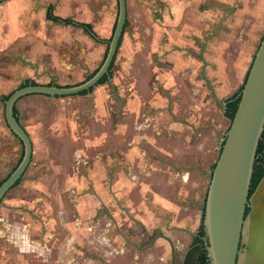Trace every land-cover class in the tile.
Wrapping results in <instances>:
<instances>
[{
    "label": "rangeland",
    "instance_id": "obj_1",
    "mask_svg": "<svg viewBox=\"0 0 264 264\" xmlns=\"http://www.w3.org/2000/svg\"><path fill=\"white\" fill-rule=\"evenodd\" d=\"M225 7L215 0H127L128 26L110 81L89 96L64 97L51 107L35 99L17 106L24 123L27 120L34 153L22 181L0 206V264H157L148 262L144 248L150 241L142 219H153L164 229L163 219L169 217L172 225L189 232L197 229L220 151L214 135L209 176L190 168V173L177 176L169 169L168 176L159 178L160 195L173 203L174 211L166 212L141 183L164 168L160 166L164 158L147 154L157 150L156 137L164 136L169 113L163 107L170 100L174 69L185 59L197 61L204 41L229 15ZM99 8L93 29L99 37L109 38L117 1L102 0ZM108 12L112 16L105 23ZM235 29L236 43L224 47L223 57L215 56L220 62L212 65L224 76L223 84L231 85L229 99L244 85L264 35V15L238 17ZM71 35L67 34L69 39ZM63 41L67 60L74 59L58 84H80L100 67L107 44L80 36ZM77 55L82 56L78 64ZM142 58L148 62L141 64ZM136 69L139 75L134 74ZM148 77L153 79L149 96L141 92ZM225 109L226 105L227 127L219 131L220 138L230 125ZM213 118L217 120L215 114ZM195 163L201 161L192 167Z\"/></svg>",
    "mask_w": 264,
    "mask_h": 264
},
{
    "label": "crops",
    "instance_id": "obj_2",
    "mask_svg": "<svg viewBox=\"0 0 264 264\" xmlns=\"http://www.w3.org/2000/svg\"><path fill=\"white\" fill-rule=\"evenodd\" d=\"M215 1H219L222 5H225V8L229 9V15H227L226 19H221L217 32L212 33L204 41L197 61L191 58L189 60L185 59L182 61V64L174 69L172 76L173 85L168 88L170 90V100L168 98L167 105L163 107L169 113V119L164 125V136L162 138L156 137L154 143L157 145V150L148 152L149 154H147L158 160L165 159V162H162L160 165L164 168L157 169V172H160L159 175L154 174L155 178H152L148 183H141V185L148 187L146 190H151L150 193L154 196L155 201L167 210L166 212L169 210L170 212L174 211V206L169 199L160 195V179L162 180L164 174L167 176L170 174L171 170L169 171V169L175 171V176L187 172L190 173V168H193L194 172L198 171L203 177L204 175L205 177L209 176L207 164L213 159L214 152L212 137L214 135L216 142L221 144L220 140L222 138L219 137L218 133L227 127V122L223 116V107L229 99L227 94H229L232 87L229 84H223L224 76L222 77V73L213 71V63L218 64L220 62L216 60L217 58L215 59V56L223 57V48L236 43L235 25H237L238 17L264 15V0ZM101 3L102 0H9L2 4L0 6V96L10 94L20 86L22 81L32 80L35 83L46 85L52 80L57 84L63 80V77L68 72L70 62L74 59L67 60V56L69 55H64L65 52L62 48L66 43L64 44L63 40L74 41L76 36H80L82 40L85 37L89 42L95 43L82 29L49 20L47 18L49 6L53 8L52 15L60 20L90 24L95 28L97 25L94 23V11L96 10L97 13L101 12L99 8ZM108 13V17L103 16L104 20H106L105 23H109V18L112 16L110 12ZM233 16L236 17V20L232 19ZM99 18L100 20L102 19V17ZM228 26L230 31H227ZM93 30L96 33V29ZM68 33H72V39H69ZM99 38L104 41L110 39V37L102 36ZM106 44L105 42L99 45L103 46ZM106 52L107 45L103 59ZM4 55L6 57H3ZM18 56L27 61V63H31L35 69H30L27 64L17 61L16 57ZM80 56H75L76 64L79 63V59L82 57ZM143 61L146 62L147 59L142 58L140 63H144ZM63 63L68 64V66L63 68ZM134 74L139 75L137 69ZM215 79L218 82H215ZM146 80L147 83H144L141 92L142 95L149 96L153 93V87H151L153 79L148 77ZM60 86L68 87L73 85L64 84ZM34 99L44 100L51 107L56 102L55 100L61 98L32 95L20 99L16 103L20 123L28 134L30 133L26 127V124H28L27 120L24 123L25 117H23L21 110L17 106L21 102L22 105L26 106V102ZM215 111L217 113H214ZM214 114L217 120L213 118ZM140 125L141 127H146L143 123ZM141 138L144 139L146 137L141 136ZM148 142L153 143L151 140H148ZM17 148L18 144L11 137L0 114V163L8 165L13 159L15 152H17ZM15 149L16 151H14ZM197 160L201 161V165L195 163V167H192V163L197 162ZM202 164H205V166L202 167ZM171 176L173 177L174 175ZM174 178H171V180L174 181ZM186 179L183 181L186 182ZM151 188L155 189L154 192ZM143 189L141 188V190ZM146 215L148 216L149 213H146ZM157 220L159 219L157 218ZM163 220L165 225H167V222L173 223V220L170 222L169 217ZM142 223L145 225L146 232L148 233L146 234V240L150 242L154 238L153 233L156 230H163L162 226L158 225L160 223L157 224L153 219H142ZM164 235L176 245L175 263L184 264L185 258L191 252L190 249H187V241L181 237V234L176 232L168 231ZM158 237L154 238L153 243L148 244L149 246L145 249L148 252V262L153 261L157 264H168L170 256L167 253L166 242L164 239Z\"/></svg>",
    "mask_w": 264,
    "mask_h": 264
},
{
    "label": "water",
    "instance_id": "obj_3",
    "mask_svg": "<svg viewBox=\"0 0 264 264\" xmlns=\"http://www.w3.org/2000/svg\"><path fill=\"white\" fill-rule=\"evenodd\" d=\"M3 1L0 0V3ZM116 1L117 18L107 53L91 77L81 84L68 87L58 86L56 82L23 86L4 102L5 123L21 142L23 157L0 185V200L22 179L32 161V142L14 114L16 103L32 95L53 98L78 96L84 92L90 95L104 77L111 80V66L127 22V1ZM263 131L264 35L251 62L233 120L220 140L219 156L210 174L203 216L204 241L210 264H264V176L253 194L248 196ZM247 209L249 212L245 215ZM170 247L172 249L171 243ZM197 256L193 264L197 263Z\"/></svg>",
    "mask_w": 264,
    "mask_h": 264
},
{
    "label": "flooded vegetation",
    "instance_id": "obj_4",
    "mask_svg": "<svg viewBox=\"0 0 264 264\" xmlns=\"http://www.w3.org/2000/svg\"><path fill=\"white\" fill-rule=\"evenodd\" d=\"M7 1H9V0H4L3 2H1L0 3V6L2 5V4H4L5 2H7ZM127 1V0H126ZM47 12H49L51 15H52V12H53V8H52V6H49L48 7V9H47ZM53 16V15H52ZM54 17V16H53ZM117 18V17H116ZM127 20H128V13H127ZM116 22V21H115ZM87 25H89L90 26V28H91V30H92V32L94 33V35L97 37V39H99V40H101L99 37H98V35L94 32V30H93V27L90 25V24H87ZM128 26V21L126 22V27ZM114 28H115V24H114V26L112 27V30H111V36H112V33H113V31H114ZM126 29V28H125ZM125 31V30H124ZM124 34V33H123ZM87 36H89V38L92 40V41H94L95 43H99V44H102V43H100V42H97L94 38H92L90 35H88V34H86ZM111 36H110V39H111ZM122 38H123V36H122ZM122 38H121V41H122ZM110 39L108 40V41H104V40H101V41H103V43H107V49H108V44H109V41H110ZM121 41H120V45H121ZM120 47V46H119ZM107 53V52H106ZM106 56V55H105ZM105 56H104V58H105ZM116 58V57H115ZM16 60L17 61H21V63L22 64H27V66L30 68V69H35V67L31 64V63H27V61H25V60H23L22 58H20L19 56L18 57H16ZM104 60V59H103ZM115 60V59H114ZM98 70V69H97ZM97 70H95L89 77H91ZM46 75H47V73H46ZM48 76H49V74H48ZM50 77V76H49ZM89 77H87V78H89ZM86 78V79H87ZM85 79V80H86ZM84 80V81H85ZM54 83V80H52L50 83H48V84H46V85H51V84H53ZM83 83V82H82ZM35 84H38V83H35L34 81H32V80H26V81H22L21 82V84H20V86L19 87H17L15 90H17V89H19V88H21V87H23V86H27V85H35ZM81 84V83H80ZM39 85H45V84H39ZM56 85H58L57 83H56ZM76 85H78V84H76ZM58 86H60V85H58ZM74 86V85H73ZM63 87H67V86H63ZM15 90H13L10 94H12ZM91 92H92V90H91ZM10 94H8V95H2V96H0V106L2 107V109H3V115H2V117H3V121H4V124H5V126H6V128L9 130V128L7 127V125H6V123H5V120H4V102L7 100V99H5L6 97L8 98L9 97V95ZM79 95H81V94H79ZM83 95H87V94H83ZM14 110L16 111V113H14L15 114V116H16V118H17V120L19 121V123H20V120H19V114H18V111H17V109H16V105H15V107H14ZM20 125H21V123H20ZM22 126V125H21ZM23 129H24V127H23ZM25 130V129H24ZM26 131V130H25ZM9 132H10V134H11V137L15 140V142L18 144V148H17V152H15V155H14V157H13V159L11 160V162H9V164L8 165H5V164H2V163H0L1 165H0V175L2 176V178L0 179V185L9 177V175L16 169V167L19 165V163L21 162V159H22V157H23V146H22V144H21V142L19 141V139L9 130ZM26 133H27V131H26ZM28 134V133H27ZM28 136H29V134H28ZM30 137V136H29ZM31 139V138H30ZM31 142H32V140H31ZM32 147H33V144H32ZM14 151H16V149L14 150ZM34 153V152H33ZM32 158H33V154H32ZM32 162V161H31ZM25 175V174H24ZM24 177V176H23ZM23 177H22V179H23ZM22 179L19 181V182H17L11 189H10V191L11 190H13L14 188H16V187H18V185L20 184V182L22 181ZM9 191V192H10ZM8 192V193H9ZM8 193L0 200V206H2L3 205V199L8 195ZM199 227H200V224H199V226L197 227V229L196 230H194L193 232H189V231H187V230H185V228H182V227H179L178 225H172L171 223H169V222H167V225L166 226H164V229L162 230V231H160V230H156L154 233H153V237L154 238H157L158 236V238H161V239H164V241L166 242V245H167V248H168V254H169V258H170V261L168 262V264H172V261H173V263L174 264H176L175 263V258H176V245L168 238V237H166L165 235H164V233H167L168 231H171V232H176V233H178V234H181V237L182 238H184L185 239V241H187V249H190V255H187V257L185 258V261H184V264H193L194 263V261H195V256H196V254H198V256H199V254H200V252H201V250H202V247H201V245H200V243H195V240H196V238H200V239H203L202 241H204V238H201V237H199ZM160 235H163V237H161ZM184 236V237H183ZM185 236H186V238H185ZM153 238V239H154ZM153 239L151 240V242H149V243H147L146 245H145V248L144 249H146L147 248V246H149L151 243H153ZM155 241V240H154ZM205 242V241H204ZM170 243L172 244V249H171V247H170ZM149 244V245H148ZM177 245H178V243H177ZM204 245H205V243H204ZM198 256H197V259H198ZM197 264V263H196Z\"/></svg>",
    "mask_w": 264,
    "mask_h": 264
},
{
    "label": "trees",
    "instance_id": "obj_5",
    "mask_svg": "<svg viewBox=\"0 0 264 264\" xmlns=\"http://www.w3.org/2000/svg\"><path fill=\"white\" fill-rule=\"evenodd\" d=\"M47 18L51 21L54 22H61L65 25H72L74 27L80 28L82 29L86 34L90 35L92 38H94L97 42L103 43V41L97 39V37L94 35V33L92 32L91 28L89 25L87 24H79V23H75L73 21L70 20H60L59 18L53 17L49 12L47 13ZM126 27V25H125ZM114 64V62H113ZM113 64L111 66V69L113 68ZM112 76V72H110V77ZM247 77V75H246ZM246 77L244 79V83L246 81ZM108 81L107 77H104L101 81H100V85L105 84ZM243 87H241L240 91L235 94L232 98L228 99L226 102V109H225V116L231 121L233 120V117L235 115V112L237 110L238 104H239V100H240V95H241V91H242ZM83 94H87L86 92L81 93V95ZM7 99V97L5 98ZM14 113H16V111L14 110ZM230 126V125H229ZM215 167V165L213 166V168ZM264 176V131L262 133L261 136V140L258 144L257 147V151H256V157H255V162L253 165V171H252V177H251V182H250V189H249V197L253 194V192L255 191L257 185L259 184L260 180L263 178ZM249 212V210H246L245 215H247ZM199 237L201 238H206V233H205V229L203 226V217L200 223V227H199ZM203 239L200 238H196L195 243H200L202 250L198 256L197 259V264H210V259L207 255V251H206V245H204V241H202Z\"/></svg>",
    "mask_w": 264,
    "mask_h": 264
}]
</instances>
